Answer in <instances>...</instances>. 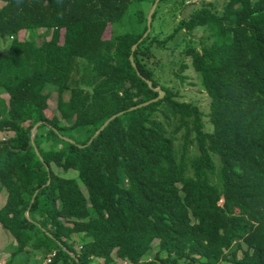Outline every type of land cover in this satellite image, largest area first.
Listing matches in <instances>:
<instances>
[{
    "label": "trees",
    "instance_id": "1",
    "mask_svg": "<svg viewBox=\"0 0 264 264\" xmlns=\"http://www.w3.org/2000/svg\"><path fill=\"white\" fill-rule=\"evenodd\" d=\"M1 1L6 264H264V0H160L143 40L156 0ZM169 4L180 17L164 35L155 23ZM200 28L210 47L181 54L210 99V129L158 74L161 53ZM188 68L177 65L181 83Z\"/></svg>",
    "mask_w": 264,
    "mask_h": 264
},
{
    "label": "rangeland",
    "instance_id": "2",
    "mask_svg": "<svg viewBox=\"0 0 264 264\" xmlns=\"http://www.w3.org/2000/svg\"><path fill=\"white\" fill-rule=\"evenodd\" d=\"M201 0H191V3H199ZM208 2H214L219 10L222 9L223 5L225 4L226 0H205ZM4 5V2L0 0V8ZM160 19L157 20L155 23L156 26V32H164L165 34H168L172 31V28L174 27L177 20H179V12L176 10V7L174 4L164 5L161 10ZM178 16H176V14ZM174 14V17H173ZM164 22V23H163ZM112 27L117 28V26H111L105 34L107 38H109L112 34ZM44 30H41L43 32ZM121 31V30H120ZM27 36V33L22 31L20 33L21 38H25ZM53 37V32L48 31L47 32V39L50 40ZM212 37L210 32L205 28H200L195 30L193 35L188 36L186 38V41L183 40L182 36H179L173 44L170 45V49L167 51H164L161 53L162 55V62L165 64V70L163 72H159V77L161 81L168 85V86H176L177 90L180 93V99L182 101L191 102L193 104H196L201 111L204 114V122L206 124V127L210 129V124L208 120V113H209V103L210 99L207 95V93L203 90L201 86V81L199 78V75L195 72V70L191 67V62L189 59L184 58V56L181 54V51L188 46V44H192L193 46L197 47L198 49H201L202 47L208 48L210 47L212 43ZM9 47V42H5L0 39V51L3 53H6ZM184 60L186 64H188L189 68L185 71V75L187 76V79L184 83H181L180 80H178L174 72L177 69L178 63ZM56 91L53 89L51 91V97L49 101V110H48V116L51 118L54 115H57V98H56ZM67 97V96H66ZM9 104V95L0 90V109L6 110ZM8 134H0V139L7 138ZM182 144V132L177 134L176 136V147L179 149V147ZM57 173H60L61 176L64 177H76L77 173L75 171H69L68 173L62 172L58 168H54ZM8 192L6 189H2L0 191V208L4 206V204L8 200ZM76 240L79 242H82L77 236ZM158 244V241L154 242V249L149 254L148 258H153L156 246ZM16 250V243L11 234L0 224V264H6L7 259L11 255L12 252ZM37 258H41L40 255L36 256ZM25 257H20V259Z\"/></svg>",
    "mask_w": 264,
    "mask_h": 264
},
{
    "label": "water",
    "instance_id": "3",
    "mask_svg": "<svg viewBox=\"0 0 264 264\" xmlns=\"http://www.w3.org/2000/svg\"><path fill=\"white\" fill-rule=\"evenodd\" d=\"M159 2H160V0H156L155 1V3H154V5H153V7H152V9H151V11H150V13H149V15H148V30H147V32L145 33V35L143 36V38L141 39V40H143L148 34H149V32L151 31V23H152V17H153V14H154V12H155V10H156V8H157V6H158V4H159ZM135 48H136V45H134L133 46V51L135 50ZM131 59V62H132V64H133V66L136 68V66H135V63H134V60H133V58L131 57L130 58ZM147 83H148V85H152V82L150 81V80H148V79H146V78H143ZM157 91L159 92V96L156 98V99H154V100H151V101H149V102H145V103H143V104H140V105H137V106H134V107H132V108H130L129 110H134V109H137V108H140V107H143V106H146V105H148V104H150V103H152V102H154V101H157V100H159V99H162L164 96H165V91H163L162 89H157ZM124 113V111L123 112H120V113H118V114H116V115H114V116H112L108 121H106V123L95 133V135H94V137H96L106 126H107V124L109 123V122H111L112 120H114L116 117H118L119 115H121V114H123ZM38 125H39V123L32 129V133H31V144L32 145H34V136H35V133H36V130H37V127H38ZM67 140H69V139H67ZM69 141H71V140H69ZM34 200V199H33ZM33 200H32V202H33ZM26 215L28 216V212H26ZM73 257H75L74 255H72Z\"/></svg>",
    "mask_w": 264,
    "mask_h": 264
},
{
    "label": "built area",
    "instance_id": "4",
    "mask_svg": "<svg viewBox=\"0 0 264 264\" xmlns=\"http://www.w3.org/2000/svg\"><path fill=\"white\" fill-rule=\"evenodd\" d=\"M50 261V260H49Z\"/></svg>",
    "mask_w": 264,
    "mask_h": 264
}]
</instances>
